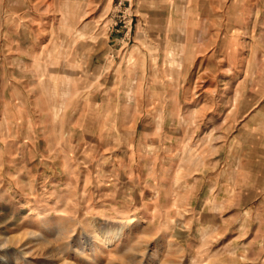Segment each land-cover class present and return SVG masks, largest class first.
<instances>
[{"label":"rangeland","instance_id":"1","mask_svg":"<svg viewBox=\"0 0 264 264\" xmlns=\"http://www.w3.org/2000/svg\"><path fill=\"white\" fill-rule=\"evenodd\" d=\"M231 6L0 0V264H264V23Z\"/></svg>","mask_w":264,"mask_h":264},{"label":"crops","instance_id":"2","mask_svg":"<svg viewBox=\"0 0 264 264\" xmlns=\"http://www.w3.org/2000/svg\"><path fill=\"white\" fill-rule=\"evenodd\" d=\"M207 1V3H211V0H206ZM263 3V4H262ZM240 4H245V7L246 8H250L249 10H250V12L249 13H246L244 16H242V19L241 20H239V22L241 23V24H248L249 22L248 21H250V19H251V17H252V15L255 13V17H257L256 19H255V25L257 26V24L259 23V21H261L262 23H264V0H238V1H235L234 3L231 1V0H220V5H225V7L227 6V7H229L230 5H236V6H240ZM254 4V5H253ZM259 7V8H258ZM224 8H222V7H220V8H218V10L215 12V13H213L214 14V18H218L220 21H222L223 22V26H224V29L227 27L228 29H229V34L231 33V29H232V27H231V25H232V22H231V16H229L227 13H225L224 12V10H223ZM224 12V13H223ZM217 16V17H216ZM222 17V18H221ZM189 35V33H186V36H188ZM230 35H232V33L230 34ZM233 35L234 36H238V34L237 33H233ZM225 40H227V38L225 39ZM236 45H240V44H238V43H235ZM183 46V58L184 57H186L189 53H191V55H192V58H194V56H195V58H198L197 59V61H198V65L196 66L197 67V70H196V72H193L192 73V85H193V87L191 88L192 89V91H191V99L193 98V93H194V88H195V86H196V84H200L199 82H201L202 80H204V76H202L201 74H200V70L203 68H208V67H205L206 66V63H205V61H206V58L205 59H203V60H201L200 62H199V60H200V45L199 44H189V43H185V44H183L182 45ZM236 51H237V49H235ZM208 60L210 61L211 59L210 58H208ZM230 61L231 62H229V65H230V69H229V71L231 72L234 68L237 70V68H239L240 69V71H243V68L245 67V69H246V72L249 70V68H251V65H249V64H247V62L245 61H243L242 62V65H240V66H236V64L235 63H233L232 62V60L230 59ZM204 64H205V66H204ZM183 65H184V61H183ZM182 65V66H183ZM184 67V68H183ZM183 67H181L179 70L181 71V74H180V76H178V78H179V80L177 81V83H179L180 82V77L182 76V78L184 77V73L183 72H185L186 71V68H188L189 66L187 65V66H183ZM192 66H190V68H191ZM185 70V71H184ZM178 73H180V72H178ZM200 77H202V79L200 78ZM201 81H200V80ZM185 80V79H184ZM184 80H182V81H184ZM181 81V82H182ZM204 84H203V87H202V89L204 88ZM211 86V85H210ZM206 89H208L209 90V92H206L205 93V95H203V97L201 98V99H207V94H209L211 91H210V87H208V88H206ZM202 92L203 91H205V89L204 90H201ZM200 91V92H201ZM200 99V100H201ZM200 100H198V101H200ZM203 103H205V106H206V102H203ZM202 103V104H203ZM202 106V105H201ZM204 106V107H205ZM204 107H200L198 110H197V113H195L194 111L193 112H191V114L192 115H195V114H200V112H203L204 110H205V108ZM213 109H215L214 107H212ZM213 109H211L210 111H209V113H212L214 110Z\"/></svg>","mask_w":264,"mask_h":264},{"label":"bare ground","instance_id":"3","mask_svg":"<svg viewBox=\"0 0 264 264\" xmlns=\"http://www.w3.org/2000/svg\"><path fill=\"white\" fill-rule=\"evenodd\" d=\"M263 4V3H262ZM242 5V7H240L239 9H244V15L246 14V13H249L250 12V8L248 9V8H246L245 7V4H241ZM254 5V4H253ZM264 6V5H263ZM220 7H222V8H224L223 10H224V12L225 13H227L229 16H231L230 18L233 20V17H232V12L233 11H235L234 9H233V7L230 5L229 7H225V5H220V0H211V3H210V7H209V9L213 12V13H215L217 10H218V8H220ZM259 8V7H258ZM223 12V13H224ZM240 14H241V12H240ZM247 15V14H246ZM222 18V17H221ZM257 18V17H256ZM239 20H241L242 18H238ZM206 20V19H205ZM210 20V19H209ZM221 20V19H220ZM231 20V21H232ZM201 78V77H200ZM200 80V79H199ZM198 88H200V86H199V84H196V86H195V88H194V90L196 91ZM206 91H208V90H206ZM198 92H194L193 93V97L194 96H196V94H197ZM202 95H204L203 93H200V94H198L197 95V97L196 98H199V97H202ZM117 235L115 234V233H110V234H107V235H105V244L106 245H111L112 243H113V241H114V237H116ZM116 239V238H115ZM4 260V259H3Z\"/></svg>","mask_w":264,"mask_h":264}]
</instances>
